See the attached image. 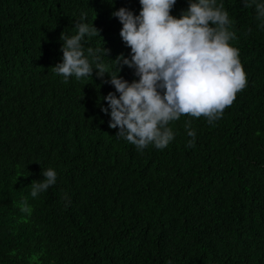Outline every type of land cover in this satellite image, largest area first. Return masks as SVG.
Returning a JSON list of instances; mask_svg holds the SVG:
<instances>
[{
    "label": "trees",
    "instance_id": "trees-1",
    "mask_svg": "<svg viewBox=\"0 0 264 264\" xmlns=\"http://www.w3.org/2000/svg\"><path fill=\"white\" fill-rule=\"evenodd\" d=\"M244 2L217 0L247 86L214 124L182 115L166 148L138 151L102 124L113 86L96 70L65 83L52 68L82 12L100 30L85 54L109 49L110 72L130 59L112 13L139 15V0H0V264H264V19ZM120 76L138 80L127 66ZM48 168L57 181L33 198Z\"/></svg>",
    "mask_w": 264,
    "mask_h": 264
},
{
    "label": "clouds",
    "instance_id": "clouds-1",
    "mask_svg": "<svg viewBox=\"0 0 264 264\" xmlns=\"http://www.w3.org/2000/svg\"><path fill=\"white\" fill-rule=\"evenodd\" d=\"M139 2V15L124 7L112 13L122 25L120 36L131 50L130 59L121 54L111 61L115 70L110 72L104 63L109 49L88 47L85 54V37H100V30L93 23H85L87 13L82 12L75 34L61 33L63 62L52 70L65 83L73 76L77 80L91 78L96 70L97 78L115 88V93L102 98L108 105L101 108L102 124L118 128L116 138L124 139L138 151L150 144L162 150L174 139L168 127L170 121L182 115L203 116L209 125L214 124L248 81L239 50L230 46L229 42L237 37L229 30L232 22L222 3L189 0L187 11L176 18L170 13L177 0ZM253 4L257 19H264V3L244 2L245 7ZM122 66L134 69L138 80H124L120 76ZM106 74L110 79L104 81ZM185 131L192 138L187 147H194L196 133L191 120L185 121ZM42 176L41 181L30 185L33 198L57 181L54 169H43ZM20 210L31 213L26 201Z\"/></svg>",
    "mask_w": 264,
    "mask_h": 264
}]
</instances>
